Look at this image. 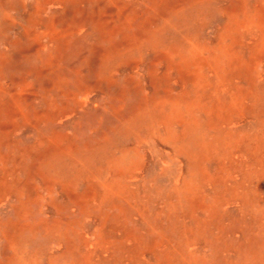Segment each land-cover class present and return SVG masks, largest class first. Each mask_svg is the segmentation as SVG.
I'll list each match as a JSON object with an SVG mask.
<instances>
[{
  "label": "rangeland",
  "instance_id": "obj_1",
  "mask_svg": "<svg viewBox=\"0 0 264 264\" xmlns=\"http://www.w3.org/2000/svg\"><path fill=\"white\" fill-rule=\"evenodd\" d=\"M201 1L76 0L73 6L53 7L42 15L53 18L60 31L66 30L62 50L50 60L53 44L45 38L47 49L41 55L48 62L40 64L35 54L37 45L26 43L25 53H14L11 68L0 78L12 101V105L0 111V264H19L18 250L13 251V245L20 251L40 249L44 264L49 259H59V264H77L83 261L84 254H91L90 264H120L114 262L120 255L116 250L133 246L140 236L147 248L140 253V263L153 264L150 249L156 233L140 221L138 210L145 205L149 206L146 208L149 220L158 221L166 239L156 249L160 255L170 247L177 252L179 264H194L201 263V258L210 253L207 244L201 248V239H186L180 234L174 226V215L169 208H163L159 194L163 191L172 194L179 185L187 169L183 151L198 153L190 144L193 138L188 137L187 148L181 151L150 135L145 121L137 133L131 127L138 113L163 110L162 103L175 98L184 87L195 89L211 83V77H205L200 84L177 67L173 70L175 66L169 57L173 49L177 51L176 46L150 47L142 54L132 53L134 46L146 42L149 34L160 30L166 19L175 20L183 11L195 12ZM209 1L221 4V16L202 31L199 28L194 45L201 43V47L212 52L222 49L217 33L229 28V17L246 12L264 13V0L246 4L245 0ZM26 2L34 6V0ZM257 32L242 37L243 31L239 30V35L249 46ZM256 51L263 54L252 66V73L258 76L257 86L264 88V50ZM118 56L126 57L122 61L112 60L115 63L108 68L107 61ZM221 92L216 94L223 95ZM211 97H205V105L211 103ZM240 124L238 121L234 125ZM178 131L181 133L182 128ZM106 140H121L116 155L134 159L133 173L119 187L128 194L137 189L139 200H129L132 209L124 204L127 199L121 208L94 200L86 205L88 212L82 213L78 198H86L85 194L80 195L86 186L81 184L79 189H72L69 188L72 184L57 178L47 182L38 170L41 166L60 170L82 155L84 149ZM195 158L199 159V154ZM97 164L101 163L90 161L94 172ZM192 166L196 164L193 162ZM209 172L213 174V170ZM160 175L166 177L164 185H160ZM227 209L223 207V214ZM201 216L205 218L207 214L198 212L200 223ZM229 223L224 222L223 227L227 229ZM61 235L75 240L78 247L75 258L62 257ZM123 256L122 261L129 264ZM246 259L249 262L253 258L246 255ZM160 264H166L165 259Z\"/></svg>",
  "mask_w": 264,
  "mask_h": 264
},
{
  "label": "bare ground",
  "instance_id": "obj_2",
  "mask_svg": "<svg viewBox=\"0 0 264 264\" xmlns=\"http://www.w3.org/2000/svg\"><path fill=\"white\" fill-rule=\"evenodd\" d=\"M247 1L252 0H245V4ZM75 2L34 0V6H30L26 0H0V78L11 68L13 54L25 53L23 45L26 43L37 45L35 54L40 64L48 62L41 55L47 49L43 41L45 38L53 44L50 47V60L62 50L67 37L66 30L60 31L59 24L53 18H42V15L53 7L73 6ZM220 5L219 2L203 0L194 8L195 12L183 11L178 13L175 20L166 19L160 30L149 34L146 42L134 46L132 53L138 54L150 47L172 49L176 46L177 51L173 49L169 57V62L175 66L173 70L177 67L179 72L183 71L187 77L194 78L200 84L205 77H211L212 81L195 89L184 87L175 98L162 103L161 111H151L146 115L138 113L131 127L137 133L145 121L150 135L171 143L181 151L187 148L188 137L193 138L190 144L198 153L183 151L187 169L179 185L172 194L169 191L159 193L163 208H169L171 215H174V226L180 234L186 239H201V248L203 244L211 247L210 253L201 258V263H193L264 264V88L257 86L258 76L252 73V66L263 54L262 51L257 52V48L264 50V13L232 14L233 17L228 20L229 28L224 27L217 33L223 51L212 52L210 48L201 47V43H195L200 45L195 47L194 39L198 37L196 33L200 31L199 28L202 31L220 18ZM246 6L252 8L250 4ZM238 28L243 31L242 37L246 33L258 31L253 34L255 39L252 44L247 46L244 43ZM125 57L108 60L107 67L113 66L115 62L112 60L122 61ZM191 68L195 70L191 71ZM183 72L179 73L181 78ZM219 90L223 95L216 94ZM9 96L6 85L1 83L0 111L12 105ZM206 96H214L207 105L204 103ZM238 121L241 124L235 126ZM180 127L181 133L178 131ZM119 146H122L121 140H106L104 144L84 149L82 155L71 159V164L60 170L41 166L38 171L47 182L57 178L72 184L69 186L72 189H79L81 184L86 186V191L80 194H85L86 198H78L79 205L83 206L82 213L88 212L86 205L94 200L102 205L116 204L121 208L127 199L128 204H124L132 209L129 200H139L138 190H131L128 194L119 186L123 179L133 173L135 161L131 156H117ZM196 154H199V159L195 158ZM92 160L101 163L97 164L95 172L90 166ZM193 162L196 167L192 166ZM209 170H213V174ZM159 180L162 181L160 185H164L166 177L160 175ZM117 181V185H112ZM208 199L210 202H207ZM225 206L228 211L223 214ZM147 207L139 206L138 210L140 221L156 233L150 249L153 264H160L162 259H165L166 264H179L177 252L171 251L170 247L161 255L156 250L159 243L166 239L158 228V221L149 220L151 217L148 216ZM199 211L207 214L205 218L201 216V223L197 217ZM226 221L230 222L227 229L223 227ZM60 226L62 223H59ZM61 238L64 241L62 257L75 258L78 249L75 240L64 235ZM12 249L18 250L19 264L45 262L39 253L40 249L20 251L14 245ZM145 249L143 236H140L133 246L116 250L115 253L120 255L115 257L114 262L125 264L122 261L125 254L129 264H141L140 253ZM246 255L253 259L248 262ZM91 262V254H84L83 261L77 264ZM46 264H59V259H49Z\"/></svg>",
  "mask_w": 264,
  "mask_h": 264
}]
</instances>
